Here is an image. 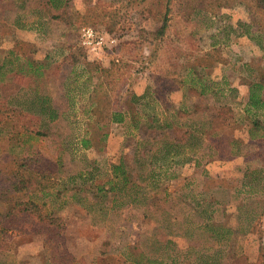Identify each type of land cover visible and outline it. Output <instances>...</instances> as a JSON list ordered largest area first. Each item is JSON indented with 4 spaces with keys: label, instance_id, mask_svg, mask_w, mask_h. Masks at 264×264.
<instances>
[{
    "label": "rangeland",
    "instance_id": "obj_1",
    "mask_svg": "<svg viewBox=\"0 0 264 264\" xmlns=\"http://www.w3.org/2000/svg\"><path fill=\"white\" fill-rule=\"evenodd\" d=\"M60 2L0 0V264H264V107L258 128L244 111L250 82L264 96V11ZM194 130L193 157L153 177L146 156ZM121 161L143 202L109 189Z\"/></svg>",
    "mask_w": 264,
    "mask_h": 264
},
{
    "label": "trees",
    "instance_id": "obj_2",
    "mask_svg": "<svg viewBox=\"0 0 264 264\" xmlns=\"http://www.w3.org/2000/svg\"><path fill=\"white\" fill-rule=\"evenodd\" d=\"M255 1H256V6L259 8V10L264 11V0H255ZM50 2L54 8H59L61 6L60 0H50ZM166 8H167L166 11L168 12L169 7H166ZM165 25H166V18L164 20L162 27H165ZM195 78L196 76L192 77L191 80L195 82ZM198 79L199 81H203L200 89H198V93L205 94L209 92L214 82H211V84H207L205 80H203L201 77H199ZM262 88H263V84L260 81L250 82L249 83V96L244 106V111L248 114V116L252 120L253 127L255 128H258L260 124V119L258 117L259 110L260 108L264 107V96L262 94ZM221 92L223 93V90H221ZM122 115H123L122 113L117 112V114L113 116L114 117L113 120L121 121ZM50 116L52 119L56 117L55 114L50 115ZM195 132L196 130L190 132L187 140L183 143L165 140L162 142V144L159 147H157L155 152H152L150 153V155L146 156V159L150 158L153 161V163H156V165L154 164L155 168L152 170L153 177L156 176L157 174L156 172L157 167L160 168L162 167L163 164H166V166H169L175 163H183L193 157V154L195 153L197 145L199 144V141H200V136L196 135ZM250 134L251 136H255L258 134V132L256 129L251 128ZM183 153H186L187 155H185L186 157H183L182 159V157H180L179 155ZM28 165L29 164L26 162L22 164L23 167L27 166L26 170L30 169L27 171L33 170ZM41 169H44V166H41L38 169V171H41ZM111 170H112L111 172L112 176L110 177L109 182L112 184L110 185L109 189L110 190L119 189L120 191V190H124L128 188V192H126L128 196V202L130 203L143 202L144 198H146V195L144 194L139 195L140 194L139 190L142 189L141 187H139V185H137L136 183H131V185L127 187V184L129 183V176L127 173L126 163L124 161H121L118 164H112ZM45 172H48V173H45ZM54 172H56L55 169L50 170L49 168H47L44 170L45 176H43L42 178H45L46 181L51 182L52 178L50 176ZM13 176H12L13 181H11V184L9 186L10 190L14 192H17L20 190H28L29 185H27V183L31 179L30 175L26 177L25 175L18 174L16 172V174H14ZM47 184L48 186L50 185V183H47ZM47 193L48 192H45L44 194L46 195ZM27 204H30V202H27ZM155 261L161 264V262L158 261V258H156ZM133 264H136V262L133 261Z\"/></svg>",
    "mask_w": 264,
    "mask_h": 264
},
{
    "label": "built area",
    "instance_id": "obj_3",
    "mask_svg": "<svg viewBox=\"0 0 264 264\" xmlns=\"http://www.w3.org/2000/svg\"><path fill=\"white\" fill-rule=\"evenodd\" d=\"M84 36H86L88 43L93 44L91 47L93 50L100 47V44L103 41V36L95 35V32L92 29H88L86 33H84Z\"/></svg>",
    "mask_w": 264,
    "mask_h": 264
},
{
    "label": "crops",
    "instance_id": "obj_4",
    "mask_svg": "<svg viewBox=\"0 0 264 264\" xmlns=\"http://www.w3.org/2000/svg\"><path fill=\"white\" fill-rule=\"evenodd\" d=\"M18 72H20V71H18Z\"/></svg>",
    "mask_w": 264,
    "mask_h": 264
}]
</instances>
